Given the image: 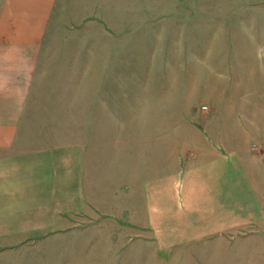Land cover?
<instances>
[{
    "label": "rangeland",
    "instance_id": "1",
    "mask_svg": "<svg viewBox=\"0 0 264 264\" xmlns=\"http://www.w3.org/2000/svg\"><path fill=\"white\" fill-rule=\"evenodd\" d=\"M52 7L40 43L0 47V158L68 152L84 186L73 214L0 237V264H217L211 251L228 244L264 264V202L235 207L215 235L228 205L213 219L195 212L197 190L193 209L184 199L187 170L199 169L186 167L208 142L234 151L236 175L264 195V0ZM167 159L166 184L155 179Z\"/></svg>",
    "mask_w": 264,
    "mask_h": 264
},
{
    "label": "crops",
    "instance_id": "2",
    "mask_svg": "<svg viewBox=\"0 0 264 264\" xmlns=\"http://www.w3.org/2000/svg\"><path fill=\"white\" fill-rule=\"evenodd\" d=\"M54 2L55 0H0V47L40 43ZM2 120L0 118V124L4 123ZM3 145H6L5 141ZM207 145L200 154L202 164L186 167L199 169H196L198 177L191 172L188 174L187 170L184 199L188 198L189 201L193 197L190 190H197L194 198L200 204L195 212H200L205 217L208 214L213 217L214 213L220 212L222 206L227 204L229 207L217 214L218 223L214 224L213 229L217 232L215 235H222L234 225L230 224L233 219L229 214L232 215L235 207L240 208L252 202L261 204L264 202V195L252 185L248 177L236 175L240 160L234 151H227L226 156H223L214 144L208 142ZM66 153L60 158L59 154L30 149L23 150L18 155L6 154L0 158V237L26 236L29 231L51 227L52 223L56 224L61 220L62 215L73 214L76 185L78 189L84 186L76 184V181L80 182L81 178L82 182L83 172L82 168H76L73 156L69 157V153ZM228 155L232 157L229 158ZM166 157H170L169 150ZM67 158L72 162L65 163ZM162 168H166V171L162 170L163 174L155 180L166 181L167 184L171 173L169 165L165 167L164 160ZM235 179L243 184L233 202L234 200L226 197L236 191ZM191 205L193 204L189 201V206ZM190 208L193 209L192 206ZM211 252L217 253L214 257L217 264H254L257 261L251 259V254L260 251L228 244ZM241 256L243 260L239 261Z\"/></svg>",
    "mask_w": 264,
    "mask_h": 264
}]
</instances>
